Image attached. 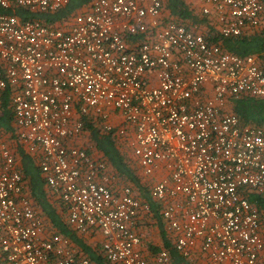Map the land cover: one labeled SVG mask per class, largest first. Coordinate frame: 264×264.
Wrapping results in <instances>:
<instances>
[{
	"label": "built area",
	"instance_id": "obj_1",
	"mask_svg": "<svg viewBox=\"0 0 264 264\" xmlns=\"http://www.w3.org/2000/svg\"><path fill=\"white\" fill-rule=\"evenodd\" d=\"M68 0H0V96L13 130L76 232L109 264H172L140 246L149 205L84 144V121L120 138L174 248L195 264H264V127L227 109L264 97V70L169 20L161 0H92L50 26L3 10ZM222 36L264 27V0H193ZM0 264H91L45 224L9 134L0 132Z\"/></svg>",
	"mask_w": 264,
	"mask_h": 264
},
{
	"label": "trees",
	"instance_id": "obj_2",
	"mask_svg": "<svg viewBox=\"0 0 264 264\" xmlns=\"http://www.w3.org/2000/svg\"><path fill=\"white\" fill-rule=\"evenodd\" d=\"M92 0H68L66 4L47 11H32L24 7H11L3 11L14 13L21 19H38L47 25L54 26L65 22L70 16L87 5ZM163 11L169 20L184 24L202 33L205 38L229 53L245 57L255 55L264 70V27L255 30H245L239 35L222 36L213 14L202 13L200 7L193 0H161ZM12 90L5 88L0 96V132L9 134L14 147V154L18 160L28 187V194L45 219V224L53 232L66 236L77 249L85 255L91 264H109L101 253L100 241L95 244L87 242V235L76 232L67 222L63 204L52 196L45 187L44 179L34 157L24 151L15 138L13 130V112L10 104ZM227 109L236 114L241 124L264 127V97L243 95L231 99ZM84 144L90 152L105 159L107 165L116 174L118 181L129 185L136 195L149 205V214H145L143 226L156 225L159 243H149L148 251L155 252L164 248L169 253L172 264H195L184 258L173 246L165 232L158 205L151 198L149 187L138 172V168L129 156L126 146L120 138L110 132L100 130L96 122L89 119L84 121ZM255 201L260 209L264 221V198L256 195L249 197Z\"/></svg>",
	"mask_w": 264,
	"mask_h": 264
},
{
	"label": "crops",
	"instance_id": "obj_3",
	"mask_svg": "<svg viewBox=\"0 0 264 264\" xmlns=\"http://www.w3.org/2000/svg\"><path fill=\"white\" fill-rule=\"evenodd\" d=\"M154 229H152L151 231L152 232H155V237L154 238H152L153 239V243H155V244H157V243H159V234H158V229H157V227H156V225H154ZM147 227H145V226H140L139 228H138V231H139V235H141V237H142V240H141V242H140V246H141V248H143V249H145V250H147L148 251V248H149V243H152L151 242V240H149V238L148 237H150V236H146V232H147ZM156 232H157V235H156ZM94 236H96V237H99V235H94ZM89 237V236H88ZM95 239V238H94ZM155 241V242H154Z\"/></svg>",
	"mask_w": 264,
	"mask_h": 264
},
{
	"label": "rangeland",
	"instance_id": "obj_4",
	"mask_svg": "<svg viewBox=\"0 0 264 264\" xmlns=\"http://www.w3.org/2000/svg\"><path fill=\"white\" fill-rule=\"evenodd\" d=\"M148 229H147V232H146V236H150V237H148L149 238V240H151V242L153 241V239L152 238H154L155 237V232H152L151 230L152 229H154L155 227H154V224H150V226H148L147 227ZM156 235H157V232H156ZM95 238V239H94ZM87 242H89V243H91V244H95V242L96 241H98L99 240V237H96V236H89V237H87ZM155 242V241H154ZM153 243V242H152ZM153 244H155V243H153Z\"/></svg>",
	"mask_w": 264,
	"mask_h": 264
}]
</instances>
